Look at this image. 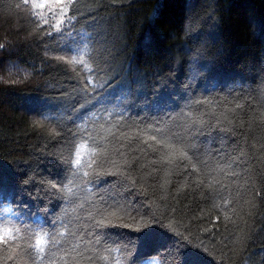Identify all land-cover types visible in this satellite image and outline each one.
<instances>
[{"label":"trees","instance_id":"obj_1","mask_svg":"<svg viewBox=\"0 0 264 264\" xmlns=\"http://www.w3.org/2000/svg\"><path fill=\"white\" fill-rule=\"evenodd\" d=\"M0 45V264H180L155 220L264 264V0H0ZM201 119L196 156L153 131Z\"/></svg>","mask_w":264,"mask_h":264},{"label":"snow or ice","instance_id":"obj_2","mask_svg":"<svg viewBox=\"0 0 264 264\" xmlns=\"http://www.w3.org/2000/svg\"><path fill=\"white\" fill-rule=\"evenodd\" d=\"M25 2H27V0H25ZM48 6L49 5H46L44 3H38L35 5V7L37 9H43V8L48 7ZM70 6H71V4L67 5L66 7H70ZM63 15H64L65 20L71 19V17L68 16L66 13H63ZM45 22H47V21H45ZM61 23H63V21ZM60 30H61L60 27L57 26V31H60ZM2 47H3V45H0V48H2ZM67 52L69 54H71L72 49H70V48L67 49ZM197 124H199L200 127H197L196 126ZM204 125H205V121L201 119L198 121H194L192 123V125H190V126L180 125L178 131L173 130V129H168L166 125H165V127H155L153 129V131L162 138V140L158 141V143L167 144L168 140H174V141L184 145L185 149L190 151L192 156H196L197 153L199 152V145L197 143V139H198V137L206 135ZM222 131H224V130L222 129ZM121 135L123 136V138L125 140H127L129 142V144H131L132 137L128 136L126 133H121ZM157 135H152L148 139L156 140ZM222 142H223V138H222ZM167 146L171 147L170 144H167ZM137 148L140 151H143V149L139 148V145H137ZM133 150H135V149H133ZM188 151H181V156L188 158ZM117 154L123 155V153L120 152L119 149H117ZM74 163L77 166H79L81 164V160L79 158H77V159H75ZM124 163L128 164V161L125 160ZM90 166H92V165H90ZM103 175H117L118 176L119 173L118 172H116V173L104 172ZM84 176L87 177L88 173L85 172ZM33 179H34L33 177L24 175L23 183H25V184L32 183ZM97 179H99V174L97 175ZM5 186H6L5 176H4V173L2 171H0V197H3L5 195V192H6ZM50 189H51V196L52 197H55V198H58L61 200L64 199V192H63L64 185L63 184H61L59 188H57L56 184H51ZM68 191L70 192L71 190L69 189ZM98 214L101 216V219L96 221V227H104L105 221H104V217H103V210H98ZM55 223H56V221L53 220L51 222V227L54 228ZM155 224L157 225L156 227H152V228H149L148 231L141 232L137 238L140 239L141 236H151V237H153L154 241L160 245V247L167 248V247H169V244H165L163 241L166 237L170 236L172 238L171 246L176 247L177 254L180 256V264H204L202 257L195 256V255H192V254L184 251V249L191 247L192 249L198 250L200 253L204 254V252L201 251L202 245H190L187 242L181 243V240H183V237L180 233L173 231L172 234L170 235L169 234V228L165 227L161 220H155ZM125 227H127V225H125ZM154 228L158 229V231L153 232L152 229H154ZM161 229H163V231ZM6 231L10 232V230H6ZM50 239H51V243L54 246L58 243L56 240L52 239L51 237H50ZM7 242H8V237L5 235V231H0V244H6ZM43 243H46V241H42L41 239L35 240V245L37 248H39V251H41V252L44 251V248L42 247Z\"/></svg>","mask_w":264,"mask_h":264}]
</instances>
